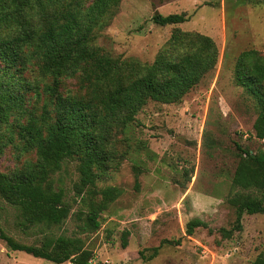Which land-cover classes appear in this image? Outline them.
Instances as JSON below:
<instances>
[{
  "label": "rangeland",
  "instance_id": "1",
  "mask_svg": "<svg viewBox=\"0 0 264 264\" xmlns=\"http://www.w3.org/2000/svg\"><path fill=\"white\" fill-rule=\"evenodd\" d=\"M156 13L190 18L160 27L152 22ZM176 32L211 38L217 48L214 69L179 102L150 101L129 125L117 130L114 160L107 170L95 171L93 184L80 197L74 191L79 179L76 161L65 162L50 176L70 208L61 225L24 224L20 212L0 198V227L8 236L35 247L47 238L80 239L82 249L91 254L88 264H252L264 255V214H244L241 231L229 239L219 233L229 230L235 220L228 199L236 193L258 196L232 183L244 159L241 150L256 154L264 149V141L254 137L258 109L246 90L236 85L234 67L244 51L264 55V0H120L91 43L114 58L151 65L159 54L174 59L184 52L170 45ZM30 53L25 50L23 76L33 90L23 93L24 125L30 116L40 117L48 100L41 89L51 83ZM62 81V95L76 93L75 80ZM36 159L17 128L12 133L0 129V173L20 171ZM107 188L113 189L114 198L99 214V229L82 233L81 213L88 211L90 200L101 202V192ZM195 219L208 228H196L188 235L187 224ZM157 247L154 259H141V253L148 257ZM0 264L53 263L10 251L0 240Z\"/></svg>",
  "mask_w": 264,
  "mask_h": 264
},
{
  "label": "trees",
  "instance_id": "2",
  "mask_svg": "<svg viewBox=\"0 0 264 264\" xmlns=\"http://www.w3.org/2000/svg\"><path fill=\"white\" fill-rule=\"evenodd\" d=\"M89 1V0H88ZM120 0H0V129L13 128L25 147L36 152V162L20 171L0 173V198L17 209L24 224L46 227L61 225L70 215L64 191L53 187L50 176L67 161H76L79 174L74 191L80 197L93 184L95 171H105L115 158L113 138L117 130L131 123L150 101L162 104L179 102L215 67L217 48L214 41L198 33L176 32L170 42L184 52L174 59L159 54L151 65L136 60L114 58L91 42L95 32L113 14ZM185 14L152 16L160 27L189 21ZM39 61L43 76L51 78L41 91L47 96L39 118L30 116L21 123L26 110L24 94L33 90L23 76L27 56ZM63 79L78 85L76 93L62 95ZM234 81L254 100L258 116L254 137L264 141V55L255 50L242 52L234 67ZM24 93V94H23ZM239 150H241L238 147ZM244 154L232 179L234 186L249 193H236L228 202L235 209L229 230L220 229L229 239L242 229L244 214H264V149ZM99 203L90 200L79 230L92 233L99 229V214L113 200V189L101 192ZM208 228L195 219L187 224L191 235L196 228ZM210 231V230H209ZM126 236L122 247L126 248ZM0 240L13 252H23L53 264H88L91 254L76 238H47L40 247L16 242L0 227ZM159 247L143 260H152ZM252 264H264V255Z\"/></svg>",
  "mask_w": 264,
  "mask_h": 264
}]
</instances>
